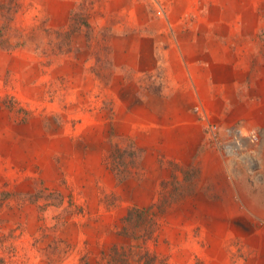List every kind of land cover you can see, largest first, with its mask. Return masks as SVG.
Instances as JSON below:
<instances>
[{"label":"rangeland","instance_id":"1","mask_svg":"<svg viewBox=\"0 0 264 264\" xmlns=\"http://www.w3.org/2000/svg\"><path fill=\"white\" fill-rule=\"evenodd\" d=\"M0 264H264V0H0Z\"/></svg>","mask_w":264,"mask_h":264},{"label":"crops","instance_id":"2","mask_svg":"<svg viewBox=\"0 0 264 264\" xmlns=\"http://www.w3.org/2000/svg\"><path fill=\"white\" fill-rule=\"evenodd\" d=\"M199 59L200 58L196 57L195 55L194 56L191 55L188 58H184L181 56V61H182L181 66H183L181 67L182 69L181 71H183L184 76L181 81H177L175 76L171 78V80L175 83L174 87L180 88L181 91H186L187 93H191V96L193 97V101H195V95H196L199 97V100L204 101L207 104L208 102V99L206 97L208 95L206 92L207 86L203 85V81L200 80L199 77L201 76L200 74L207 72L206 68L208 67L203 68L202 65L199 64L200 62H202V59L200 60ZM203 69H205V71ZM190 77L192 81L189 79ZM190 81H191L192 90L189 88ZM194 122L195 121H191V123L193 124ZM192 142L195 146L196 144L195 142L201 143V140L199 138H195V140H192ZM203 147H204V151H205L204 153L206 154V156L208 157L212 156V158L210 157V161L208 162V165H210L211 167L218 166L220 164L221 159L223 162L225 161L224 158L220 156L219 152L218 153L216 152L217 154H211L210 152L207 151V146H203ZM212 160L214 162H212Z\"/></svg>","mask_w":264,"mask_h":264},{"label":"built area","instance_id":"3","mask_svg":"<svg viewBox=\"0 0 264 264\" xmlns=\"http://www.w3.org/2000/svg\"><path fill=\"white\" fill-rule=\"evenodd\" d=\"M252 138H254V135H251Z\"/></svg>","mask_w":264,"mask_h":264}]
</instances>
